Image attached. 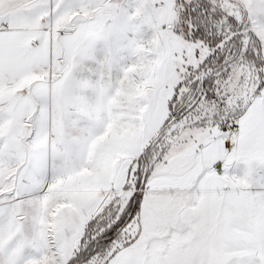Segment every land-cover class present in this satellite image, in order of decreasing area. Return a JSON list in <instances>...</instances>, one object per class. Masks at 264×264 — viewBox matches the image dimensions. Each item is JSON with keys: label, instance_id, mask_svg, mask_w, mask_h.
I'll return each mask as SVG.
<instances>
[{"label": "snow or ice", "instance_id": "obj_1", "mask_svg": "<svg viewBox=\"0 0 264 264\" xmlns=\"http://www.w3.org/2000/svg\"><path fill=\"white\" fill-rule=\"evenodd\" d=\"M0 264H264V0H0Z\"/></svg>", "mask_w": 264, "mask_h": 264}]
</instances>
